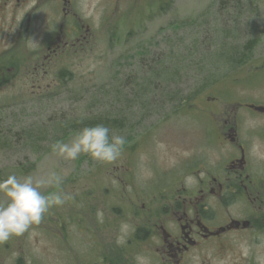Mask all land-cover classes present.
I'll use <instances>...</instances> for the list:
<instances>
[{
    "label": "rangeland",
    "instance_id": "1",
    "mask_svg": "<svg viewBox=\"0 0 264 264\" xmlns=\"http://www.w3.org/2000/svg\"><path fill=\"white\" fill-rule=\"evenodd\" d=\"M114 5L115 0H75L82 20L93 26L95 39L89 44L85 41L73 53L55 58L50 71L47 65L34 69L42 61L40 54L30 57L21 52L24 48L36 52L46 47L35 37L38 30L29 32L24 41H17V26L10 21L0 26V52L8 54L0 59V126L16 134L11 139L0 137V180L12 174L23 178L66 169L68 175L60 190L73 194V199L64 205L52 207L39 225L0 243V254L7 253L0 259L3 264H16L17 259H22L23 264H73L74 247L82 263L87 256L85 229L97 225L106 238L125 229L124 224L110 228L103 225L104 207L116 203L119 190L104 173L111 171L113 164L125 162L127 152L122 150L113 163H101L87 154L75 161L59 158L52 153L51 145L71 139L76 131L67 124L81 119L89 122L97 114H109V110L119 118L115 115L118 110L123 127L111 128L110 136H124V147L136 145L134 180L143 189L138 193L152 197L157 193L152 188L156 169L177 170L172 164L177 155L187 156L200 147L196 106L199 113L215 108L206 101V97L214 96L232 103L229 98L246 89L243 73L249 65L245 60L212 71L205 60L224 45L234 47L229 41L243 27L249 7L252 11L248 17L256 26L262 24L264 0H163L161 6L157 0L152 10L149 3L140 1L137 8L134 0H125L113 12ZM237 6L246 11H236ZM263 45L264 41L256 44V56L264 51ZM170 57L181 60L180 65L165 70L174 81L161 80L152 88H165L166 92L145 96L129 109L127 105L131 106L136 97L130 82L143 83L157 61ZM156 70L161 71L158 67ZM119 84L125 87L121 90ZM34 129L48 131L29 141L27 130ZM135 142H140L139 147ZM56 190L42 189L45 193ZM126 193L142 196L136 191L127 190L125 196ZM146 196H142L144 200H148ZM5 199L0 194V203ZM79 219H85L87 226L81 227L76 222ZM7 245H11L8 250Z\"/></svg>",
    "mask_w": 264,
    "mask_h": 264
},
{
    "label": "flooded vegetation",
    "instance_id": "2",
    "mask_svg": "<svg viewBox=\"0 0 264 264\" xmlns=\"http://www.w3.org/2000/svg\"><path fill=\"white\" fill-rule=\"evenodd\" d=\"M124 1L115 0L112 11ZM140 1L152 10L157 0H134L137 8ZM158 3L161 6L163 0ZM237 7L238 12L246 11ZM251 11L249 7L243 27L236 32L239 40L229 41L230 46L247 45L246 89L229 98L232 103L214 96L206 101L215 108L199 113L196 106L200 147L187 156L177 155L172 163L177 170L156 169L152 188L157 193L152 197L138 193L143 189L134 180L136 145L123 147L125 162L104 173L119 190L116 203L104 207L103 225L124 224L125 229L115 238H106L97 225L85 229L87 256L81 263L74 247L73 264H264V51L255 55L256 44L264 41V16L256 26L248 17ZM9 21L18 28L17 41H24L34 29L39 31L35 37L46 47L21 51L25 56L41 55L36 70L47 65L50 71L55 58L95 39L93 26L82 20L75 0H0V26ZM6 56L5 50L0 52V59ZM135 143L139 147L140 142ZM254 144L259 145L258 152L253 151ZM127 190L148 200L125 196ZM76 222L87 226L85 219ZM6 255L0 254V259ZM16 264L23 260L17 259Z\"/></svg>",
    "mask_w": 264,
    "mask_h": 264
},
{
    "label": "clouds",
    "instance_id": "3",
    "mask_svg": "<svg viewBox=\"0 0 264 264\" xmlns=\"http://www.w3.org/2000/svg\"><path fill=\"white\" fill-rule=\"evenodd\" d=\"M125 143L124 136H110L108 127L97 124L80 128L67 142H54L51 151L66 161H75L81 154H87L101 163H113L122 155ZM258 150L259 145L254 144L253 151ZM67 175L66 169L59 172L51 170L40 176L18 178L12 174L0 180V194L6 198L4 203H0V243L28 232L42 222L52 207L62 206L73 199L72 193L60 190ZM49 187L57 190L47 193L42 191Z\"/></svg>",
    "mask_w": 264,
    "mask_h": 264
},
{
    "label": "trees",
    "instance_id": "4",
    "mask_svg": "<svg viewBox=\"0 0 264 264\" xmlns=\"http://www.w3.org/2000/svg\"><path fill=\"white\" fill-rule=\"evenodd\" d=\"M240 17H242V15H239ZM244 17V14H243ZM241 19V18H240ZM237 21V18L236 20ZM239 23V22H238ZM240 35L236 34L234 35V38L236 40H239ZM247 45H237L234 47H225L222 46L219 48V50L216 52H213L211 54L208 55L209 58H207L205 61L210 64L211 67V71L213 69H220L219 67L225 69L228 67H232L234 65H238L241 64L244 61V55L247 53ZM175 57V56H174ZM181 60L174 58L172 59V57L167 59H162L161 61H157L156 64H154L156 66V68L158 67V69H161V71L156 70V68L152 67L150 68V76L143 78L144 82L141 84H136V82H130L129 85H131L134 88V93L136 95V97L134 99H132L133 101H131V106L127 105L129 107V109L132 108L133 105H135V102H138L139 99H144L145 96H147V98L152 95H156V94H163L166 92L165 88H161L158 87V90L153 91V87L158 86L159 84H157L158 81L161 82V80L163 81L162 83H171V81H174V78L165 70H167L169 67H171V65L173 67H176L177 64H181L180 63ZM201 69H204V67H200ZM208 69V68H207ZM135 83V84H134ZM120 85V84H119ZM119 87V89L122 90L123 87H125V84H121ZM123 96L124 93H122V91L120 92ZM151 99V98H150ZM143 102V101H142ZM145 103V102H144ZM142 103V104H144ZM94 110V108H92ZM97 109V108H95ZM112 109V108H111ZM96 111V110H94ZM116 111V110H115ZM103 112V111H102ZM109 114H107V112H104V114H97L94 118H92V121H86L87 119H81V120H76L71 122L68 125V128L71 131H78L80 128L85 127V126H94L97 124H103L104 126L108 127L109 129L111 128H117V129H122L123 125L121 123V119H120V114L119 111L117 110L115 115H117V117L119 118H115V116L113 115V111L109 110ZM60 128V127H59ZM60 130V129H58ZM48 131V129L42 130V131H37V130H27V137L28 140H33L35 138H37V136H44L45 133ZM12 130L10 128L7 127H2L0 126V137H4V138H12L13 136H15Z\"/></svg>",
    "mask_w": 264,
    "mask_h": 264
}]
</instances>
